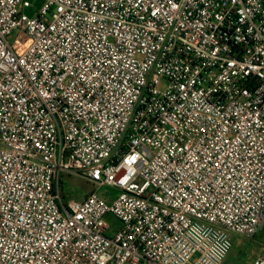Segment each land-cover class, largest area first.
<instances>
[{"label": "built area", "instance_id": "1", "mask_svg": "<svg viewBox=\"0 0 264 264\" xmlns=\"http://www.w3.org/2000/svg\"><path fill=\"white\" fill-rule=\"evenodd\" d=\"M30 7L0 0V264H223L255 238L264 0ZM72 175L97 189L67 200Z\"/></svg>", "mask_w": 264, "mask_h": 264}, {"label": "rangeland", "instance_id": "2", "mask_svg": "<svg viewBox=\"0 0 264 264\" xmlns=\"http://www.w3.org/2000/svg\"><path fill=\"white\" fill-rule=\"evenodd\" d=\"M32 4V7L26 8L24 11L29 17H35L37 15L38 9L41 7L43 0H29ZM9 41L13 46L17 54L21 55L26 52V50L31 45V38L27 33L14 31L9 36ZM63 193L67 200H76L82 201L88 193L95 191L97 187L78 175L65 176L63 183ZM110 189L102 188L99 190L100 194L105 193ZM113 197L117 194L113 191ZM107 221L111 224V232L116 231L119 228V220L109 215ZM236 240H240L241 243L245 242L247 249L241 246V243L237 245L234 240V247L230 252L227 261L223 264H253L256 254L264 251V227L259 231V234L256 237L255 242H250L249 240L243 237H236Z\"/></svg>", "mask_w": 264, "mask_h": 264}, {"label": "crops", "instance_id": "3", "mask_svg": "<svg viewBox=\"0 0 264 264\" xmlns=\"http://www.w3.org/2000/svg\"><path fill=\"white\" fill-rule=\"evenodd\" d=\"M91 192H92V191H91ZM91 192H90V193H91ZM90 193H88L87 196H88ZM87 196H86V197H87ZM84 199H85V198H84ZM258 234H259V233H258ZM258 234H257V235H258ZM257 235L255 236V238H253L252 240H249V241H250V242H255V241H256V237H257ZM236 237H237V236H234V240H235V243H237V245H238V244H240L241 242H240V240H239V241L236 240ZM241 246L244 247L245 249H247L246 246H245V242H244V243H241ZM262 254H264V251L257 253L255 256L257 257V256L262 255ZM228 256H229V255H228ZM227 258H228V257H227ZM227 258H226V259H227ZM226 259H225V261H224L223 263H225V262L227 261Z\"/></svg>", "mask_w": 264, "mask_h": 264}]
</instances>
